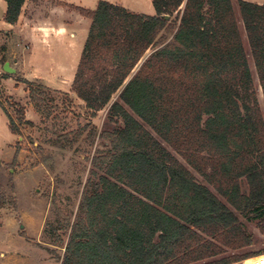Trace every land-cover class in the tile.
Returning <instances> with one entry per match:
<instances>
[{"label": "trees", "instance_id": "1", "mask_svg": "<svg viewBox=\"0 0 264 264\" xmlns=\"http://www.w3.org/2000/svg\"><path fill=\"white\" fill-rule=\"evenodd\" d=\"M4 1L14 24L25 0ZM236 4L264 97V2ZM152 5L154 14L106 0L77 7L90 25L72 91L91 116L109 104L115 128L100 133L107 143L65 223L59 264H257L260 252L225 255L252 243L241 217L264 233V112L234 2ZM20 81L39 111L44 86ZM13 203L0 187V209Z\"/></svg>", "mask_w": 264, "mask_h": 264}, {"label": "rangeland", "instance_id": "2", "mask_svg": "<svg viewBox=\"0 0 264 264\" xmlns=\"http://www.w3.org/2000/svg\"><path fill=\"white\" fill-rule=\"evenodd\" d=\"M236 1L233 0L240 32L248 53L259 105L264 112V97L249 55ZM5 8V1L0 0V48H12L9 55L4 53L0 58V100L7 113L18 124L20 135L10 130L8 119L0 105V187L6 195L14 198L13 204L0 209V264H59V257L63 255L61 240L65 242L69 233L65 229V223L67 220L73 222L79 213L81 194L91 177L92 160L107 143L100 133L112 130L115 124L107 119L109 104L91 116L85 103L72 91L71 73L75 71L88 23L85 29L84 26L79 29L77 27L74 45L57 43L37 48L34 64L30 66L25 61L30 54L26 43L20 41L18 46L14 39L4 37ZM135 9L142 13H155L152 4L147 8L140 3L137 8H132ZM170 19L176 20L175 14ZM165 35L170 37L171 34L168 31ZM69 46L70 49L67 50ZM14 56L17 63L12 60ZM6 59L11 61L12 68L15 67L10 75H5L2 70V63ZM54 61L66 65V69L49 68L51 64L55 66ZM8 77L17 85L14 88L9 86L14 93H19L24 86V97L7 93V85L1 79ZM51 78H56L54 80L59 82L50 83L53 80ZM20 79L44 86L40 100L36 101L39 111L29 100L27 85ZM116 99L117 93L112 96L111 101ZM18 106L24 108V119L29 120V117L32 124L18 121ZM17 146L19 151L13 159ZM195 175L198 181L206 183L200 175ZM241 220L252 243L238 251L228 250L225 255L245 252H260L257 257L264 255V233L256 226L257 220L242 217ZM241 261L230 264H240Z\"/></svg>", "mask_w": 264, "mask_h": 264}, {"label": "crops", "instance_id": "3", "mask_svg": "<svg viewBox=\"0 0 264 264\" xmlns=\"http://www.w3.org/2000/svg\"><path fill=\"white\" fill-rule=\"evenodd\" d=\"M98 1L99 0H25L22 5L21 13L16 23L10 24L3 20L4 37L5 39H14L15 44L18 46L19 43L21 42L26 43L28 48H30V54L27 55L25 61L28 63V65L31 66L32 64H34L33 62L35 61L37 48H39L40 46L43 47L44 45H46V47H50L57 43L64 45L65 44L74 45L75 44L74 40L77 38L76 35L77 27L79 29L80 26H84L85 29L88 23V29H89V25H90V19L82 16L79 13V11L75 10V8L82 7L92 10L96 7ZM106 1L122 5L128 10L137 13H142V12H139L136 9L132 10V8L133 9L137 8L140 5V3L144 4L147 8H149L150 5L152 4V0H106ZM145 14L148 13L145 12ZM0 33H2V31H0ZM87 33L88 30L85 36H87ZM82 47L83 45L81 46V50ZM0 49H1L0 58L2 57V55H4V53L9 55V53H11L9 51L12 50V48H4V50L3 48ZM66 49L69 50L70 46ZM81 50H80V54H81ZM12 60H14L15 63H17V58L15 56L13 57ZM6 61L7 59L3 61V63H5ZM8 63L9 66L11 67L12 63L10 60ZM54 63L55 66L51 64L49 65V68L66 69V65L62 64L61 62L54 61ZM77 63L78 61H76V66ZM70 65H72V63ZM74 73L75 71L71 73L72 78L74 76ZM51 79L53 80L50 83L59 82L58 80L57 81L54 80L56 78H51ZM1 80L4 85H7L6 90L9 95L18 96L20 98L24 97L23 96L25 95L24 86L21 88L19 93H14L12 87L14 88L17 85L14 82H13L14 84L12 83V78L11 77H8L6 79L2 78ZM10 85H12L11 88L9 87ZM27 119L30 120L29 117ZM252 258L253 257L244 259L242 260V262L248 264V262H250Z\"/></svg>", "mask_w": 264, "mask_h": 264}, {"label": "water", "instance_id": "4", "mask_svg": "<svg viewBox=\"0 0 264 264\" xmlns=\"http://www.w3.org/2000/svg\"><path fill=\"white\" fill-rule=\"evenodd\" d=\"M3 70L8 73H13L15 70L9 66L8 62L3 64Z\"/></svg>", "mask_w": 264, "mask_h": 264}, {"label": "built area", "instance_id": "5", "mask_svg": "<svg viewBox=\"0 0 264 264\" xmlns=\"http://www.w3.org/2000/svg\"><path fill=\"white\" fill-rule=\"evenodd\" d=\"M257 264H264V255L258 256Z\"/></svg>", "mask_w": 264, "mask_h": 264}]
</instances>
